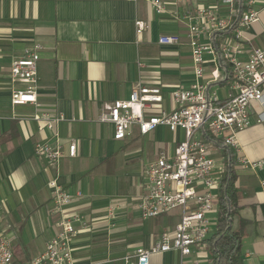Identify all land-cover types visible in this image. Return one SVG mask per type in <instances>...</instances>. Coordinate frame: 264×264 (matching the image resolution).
Returning <instances> with one entry per match:
<instances>
[{"label": "crops", "instance_id": "1", "mask_svg": "<svg viewBox=\"0 0 264 264\" xmlns=\"http://www.w3.org/2000/svg\"><path fill=\"white\" fill-rule=\"evenodd\" d=\"M166 12L158 14L145 0H0V207L4 226L13 244L15 260L27 262L42 254L56 234V216L51 215L49 179L58 178L74 197L65 213L80 214L87 228L76 223L72 241L75 264H137L136 251L150 249L161 235L172 233L181 211L155 219H143L140 210L146 169L161 152L172 156L185 140V133L165 127L141 135L135 125L124 141L114 139V126L100 123L107 104L128 100L137 84L161 87L164 102L150 114L173 111L172 92L188 89L195 81V65L188 38L189 25L200 9L221 16L228 13L220 0H161ZM255 8L260 20L246 31L241 59L254 47H264V0ZM233 20L240 8H234ZM146 24L138 33L136 23ZM177 35L180 43L161 45L162 36ZM41 44L38 65L39 104L13 106L12 92L24 89L11 77V65ZM217 55L205 54L204 82L222 100L232 94L229 67L220 57L223 45L234 47L235 30L201 38ZM218 70L220 80L212 73ZM264 90V85H263ZM37 112L63 114L67 121L57 127L65 157L60 168L51 167L34 154L38 142L54 144L50 131L40 133L32 117ZM264 114L262 104L250 106L252 124L239 134L235 152V188L238 209L234 229L241 234L243 264H264V167L244 168L242 159L264 162ZM77 145V156L69 147ZM216 161L218 187L216 208L208 218L216 231L220 185L226 163L223 150L211 147ZM201 189V188H199ZM81 193V197L78 196ZM113 208L115 217H109ZM241 219L245 225H239ZM177 251L154 255L151 264H179ZM186 260L211 264L208 246H199Z\"/></svg>", "mask_w": 264, "mask_h": 264}, {"label": "built area", "instance_id": "2", "mask_svg": "<svg viewBox=\"0 0 264 264\" xmlns=\"http://www.w3.org/2000/svg\"><path fill=\"white\" fill-rule=\"evenodd\" d=\"M135 2L137 0H127ZM158 14L166 12L161 0H145ZM227 7L228 13L221 16L209 8L200 9L189 25L188 38L192 48V59L195 65V81L188 89H176L172 99L176 106L173 111H162L158 115L150 114L155 105L164 102L161 87H147L137 84L128 100H118L105 105L100 123L114 126V139L126 140L136 125L141 135H147L160 127L176 133L182 130L185 140L178 144L174 155L161 152L156 161L149 164L145 173L144 195L140 210L143 219H155L167 216L180 210L181 220L172 233L160 236L155 246L150 249L136 251L137 264H151L154 255L172 251L180 253L179 264H200L186 260L194 249L204 246L211 233L209 214L215 211L218 187L215 176L216 161L212 157L211 147L223 144L234 152L240 151L239 134L251 124L250 106L253 102L262 104L264 108V47H254L248 51L247 58L241 59L243 45L249 42L245 33L260 20V11L255 8L259 0H220ZM239 6V15L233 20L234 8ZM137 32L146 29L144 22L136 23ZM235 30L239 40L234 47L223 45L220 57L229 67V78L232 94L220 99L210 91L209 83H205V54L217 55L212 46L201 43L202 37L216 33ZM161 45L174 46L180 43L177 35L162 36ZM43 46L35 44L34 49L23 59L11 65V77L15 84L25 86L12 92L13 106H34L39 104L38 65ZM215 81L220 80L218 70L212 73ZM32 121L42 133L50 131L57 138L56 143L38 142L34 146V154L44 158L48 164L59 169L65 157L63 145L58 140L57 127L67 121L63 114L37 112ZM264 123V114L258 119ZM69 156H77V145L69 147ZM244 168L255 170L263 168L264 162L241 160ZM48 186L52 191L51 215L56 216V234L46 244L45 251L27 262L15 260L13 244L6 233L4 214L0 207V264H75L72 241L78 235L76 223L87 228V222L80 214H66V208L74 201V197L64 189L58 178L49 179ZM201 188V189H199ZM81 197V193H78ZM109 217L114 218L113 208L109 209Z\"/></svg>", "mask_w": 264, "mask_h": 264}, {"label": "trees", "instance_id": "3", "mask_svg": "<svg viewBox=\"0 0 264 264\" xmlns=\"http://www.w3.org/2000/svg\"><path fill=\"white\" fill-rule=\"evenodd\" d=\"M218 148L223 150L226 169L220 185V206L216 231L212 237L206 241V245L212 254L211 264H243L241 258V234L234 229V221L238 209V193L235 188L236 175L234 168L236 165L235 152L223 144H218ZM239 225L245 223L239 219Z\"/></svg>", "mask_w": 264, "mask_h": 264}]
</instances>
